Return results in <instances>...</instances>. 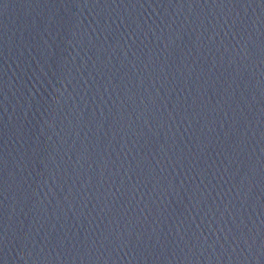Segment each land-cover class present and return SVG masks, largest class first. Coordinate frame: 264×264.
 <instances>
[{
	"label": "water",
	"instance_id": "95a60500",
	"mask_svg": "<svg viewBox=\"0 0 264 264\" xmlns=\"http://www.w3.org/2000/svg\"><path fill=\"white\" fill-rule=\"evenodd\" d=\"M165 264H264V0L215 153Z\"/></svg>",
	"mask_w": 264,
	"mask_h": 264
}]
</instances>
